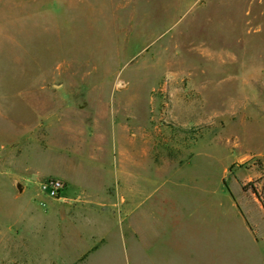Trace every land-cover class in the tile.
I'll return each mask as SVG.
<instances>
[{
	"label": "rangeland",
	"instance_id": "obj_1",
	"mask_svg": "<svg viewBox=\"0 0 264 264\" xmlns=\"http://www.w3.org/2000/svg\"><path fill=\"white\" fill-rule=\"evenodd\" d=\"M254 185L264 0H0V264H264Z\"/></svg>",
	"mask_w": 264,
	"mask_h": 264
},
{
	"label": "built area",
	"instance_id": "obj_2",
	"mask_svg": "<svg viewBox=\"0 0 264 264\" xmlns=\"http://www.w3.org/2000/svg\"><path fill=\"white\" fill-rule=\"evenodd\" d=\"M38 185L48 196H56L63 186V181L58 177H47L40 180Z\"/></svg>",
	"mask_w": 264,
	"mask_h": 264
},
{
	"label": "trees",
	"instance_id": "obj_3",
	"mask_svg": "<svg viewBox=\"0 0 264 264\" xmlns=\"http://www.w3.org/2000/svg\"><path fill=\"white\" fill-rule=\"evenodd\" d=\"M252 188H253V192L257 195L258 198H260L262 204H264V200L262 199V196L260 195V192L258 191L257 186L254 185Z\"/></svg>",
	"mask_w": 264,
	"mask_h": 264
}]
</instances>
